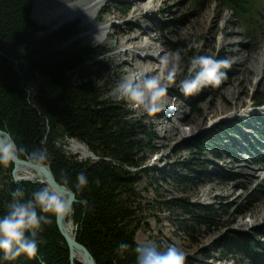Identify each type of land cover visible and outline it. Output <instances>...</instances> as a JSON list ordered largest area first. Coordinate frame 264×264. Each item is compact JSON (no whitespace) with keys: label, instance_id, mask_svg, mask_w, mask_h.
Returning a JSON list of instances; mask_svg holds the SVG:
<instances>
[{"label":"trees","instance_id":"trees-1","mask_svg":"<svg viewBox=\"0 0 264 264\" xmlns=\"http://www.w3.org/2000/svg\"><path fill=\"white\" fill-rule=\"evenodd\" d=\"M193 2L201 10L217 3L230 9L236 19L245 20L248 16L246 0ZM33 5L34 0H0V129L10 134L25 153L35 150L46 153L44 164L50 166L59 184L75 194L71 214L74 237L89 250L97 264H136L137 233L142 229L143 212L137 185L144 175L151 174L143 167L147 163L145 154L149 150L156 152L153 148L156 137L144 121L131 117L125 102L110 100L109 94L121 75L116 74L112 81L105 80L108 70L100 60L107 50L83 43L81 32L74 25L51 32L40 27L33 21ZM188 42L170 43L171 50L184 49ZM200 49L188 52L192 56L204 55ZM75 72L81 74L78 81L73 80ZM205 90L207 87L186 97L179 88L169 95L195 106ZM252 101L258 108L264 107V94L257 92ZM257 123L264 131V117L260 116ZM222 132L223 129H218L208 139L192 142L188 146L190 151L192 154L205 151L221 159L224 150L227 157H232L223 142L229 131ZM66 140L85 144L95 159L80 161L76 156L67 155L63 146ZM18 156L27 160L24 154ZM194 162L188 160L179 165L180 170L165 172V175L186 185L190 181L188 175L197 173L198 168H208L205 163ZM14 169V164L7 168L0 165V217L7 213L17 188L28 199L45 186L39 182L16 181ZM81 173L88 179L82 192L75 188ZM220 175L227 177L225 173ZM252 193L250 198L258 191ZM84 200L86 205L81 203ZM170 204L189 217L192 227L217 226L220 216L215 207L195 206L185 200L165 203ZM37 240L36 258L21 256L16 261H4L0 252V264H40L41 258L45 264H72L69 246L56 218L42 225ZM121 242L130 245L123 256L117 251ZM237 255L246 257L250 264H264V251L253 242L239 249L227 243L220 258L207 255V259L229 261ZM75 264L82 263L75 261Z\"/></svg>","mask_w":264,"mask_h":264},{"label":"rangeland","instance_id":"rangeland-1","mask_svg":"<svg viewBox=\"0 0 264 264\" xmlns=\"http://www.w3.org/2000/svg\"><path fill=\"white\" fill-rule=\"evenodd\" d=\"M150 1L105 0L96 19L86 25L87 15L65 22L45 23L53 10L72 0H34L33 21L49 32L74 25L81 32L83 43L91 46L98 34L92 30L94 26L109 22L103 31V43L94 47L108 52L100 60L108 70L105 80L112 81L113 76L121 75L115 87L124 76L140 72L131 67L134 61H145L148 56L153 60V53L158 51L171 55L175 51L171 50L170 43L183 40L195 38L202 43L201 49L204 46V55L230 61V67L223 69L227 75L221 84L215 88L207 87L201 101L192 106L169 95L170 91L180 88V81L187 76L192 55L184 52V72L177 76L175 85L168 87L164 110L149 117L142 110L133 111L129 107L131 117L144 121L156 137L153 142L156 152L149 150L145 154L147 163L143 167L151 174L144 175L137 185L143 207L142 229L137 233V241L161 249L175 245L185 252V264L188 261L192 264H250L241 255L231 256L229 261L207 259V255L220 258L227 243L239 249V246L246 243L250 246L253 242L264 251V131L257 123L260 116L264 117V107L258 108L252 101L257 92L264 94V71L259 76L257 72L264 63V0H246L248 16L245 20L236 19L230 9L217 3L197 9L193 0H164L155 10L141 13L142 4ZM149 36L155 41L150 42V48L142 50L144 44L149 43ZM129 38L135 40L124 45ZM141 41L146 43L142 45ZM152 64L159 66L158 59ZM73 76V80L78 81L81 74L75 72ZM109 97L118 102L112 92ZM241 112L251 115H240ZM218 129L229 131L223 142L232 157H227L224 150L221 159L200 150L197 151L199 154H192L188 147L192 142L204 141ZM70 142H63L67 155L76 156L80 161L91 158L84 159L74 152ZM191 159L205 163L208 168H198L197 173L188 175L190 181L186 185L165 175V172L180 170L179 165ZM191 182L197 186L192 187ZM254 191L258 193L250 198ZM178 200L195 206L215 207L220 216L217 226L210 229L192 227L189 217L179 208L165 205ZM69 218L72 221L71 216Z\"/></svg>","mask_w":264,"mask_h":264},{"label":"clouds","instance_id":"clouds-1","mask_svg":"<svg viewBox=\"0 0 264 264\" xmlns=\"http://www.w3.org/2000/svg\"><path fill=\"white\" fill-rule=\"evenodd\" d=\"M155 10L145 8V11ZM99 33L94 36V46H100L103 41L98 39ZM183 36V33H181ZM200 43L193 38L184 49H177L171 55L153 53L159 61L156 74L150 71H140L124 76L112 91V96L125 102L133 111L142 110L149 117L155 116L164 110L165 97L168 87L175 85L177 76L184 72L182 66V53L199 49ZM230 67L227 59H216L207 55H194L187 67V76L180 81L181 93L190 97L198 94L206 87L215 88L226 78L223 69ZM240 115H246L241 112ZM19 154L34 165H43L47 159L42 150L25 153L17 145L10 134L0 135V165L9 167L14 163ZM67 177L63 178V182ZM99 181H97L98 183ZM88 179L84 174L77 176L76 190L82 192L87 186ZM12 202L8 211L0 217V252L4 261H16L21 256L28 259L37 257L39 241L37 234L42 230V225L50 224L51 218L68 217L73 208L66 204L63 198L47 186L34 191L31 197L25 199V192L17 188L12 193ZM87 204V201H81ZM136 264H185V252L175 245H168L161 249L155 245L136 242ZM130 245L121 242L117 251L123 256ZM40 264H45L40 259Z\"/></svg>","mask_w":264,"mask_h":264},{"label":"bare ground","instance_id":"bare-ground-1","mask_svg":"<svg viewBox=\"0 0 264 264\" xmlns=\"http://www.w3.org/2000/svg\"><path fill=\"white\" fill-rule=\"evenodd\" d=\"M141 2L143 0H140ZM164 0H151L149 3L147 4H142V9H141V13H145V12H150L152 10H148L145 11V8L151 9L152 7H155V9L157 8V5L160 2H163ZM103 2H105V0H82V1H75L72 0L71 3H68L65 6H62L61 8L55 9L53 10V12H51L48 15V19H46V24H50L52 23L54 20H60L62 22L68 21V20H73L74 18H77L78 16H88L86 17L87 19L85 20V24L88 25L89 23H91L92 21H94L96 14H98V12L100 11V8L103 4ZM134 2V1H133ZM135 3V2H134ZM66 4V3H65ZM136 18V17H135ZM110 23L106 22L104 23L102 26L100 27H95L92 29L95 32L99 33L98 39L103 41L102 35H103V31H106L105 29H107L108 25ZM92 26V25H91ZM138 37V36H137ZM132 40H135L134 38H129L128 40H126V42L124 43L127 44L128 42H131ZM149 43H146L144 41H141L142 45L144 44V48H142V50H147L148 48L151 47V43H153L155 40L154 38H152L151 36H149ZM159 54L162 56L164 55L161 51H158ZM155 56V55H154ZM151 57H145V61H134L131 64V67L136 70V71H141V69L145 66H149L150 68L143 70V71H150L153 74H156L158 72L159 66H156L154 64H152V61H155V59H157V57L155 56V58L153 60H149ZM139 60V59H138ZM149 60V61H147ZM262 71H264V63H262V65L259 67V69L257 70L258 72V76L262 73ZM263 108V107H261ZM246 115L249 114V112H245ZM251 115V114H249ZM241 126V125H240ZM71 142V147L73 149L74 152H78L80 153L84 159H88L90 158L92 160V153L89 151L88 147L83 143H80L76 140H70ZM14 164V163H13ZM15 166V165H14ZM16 171H15V175H17L19 178H28V179H32L35 182H39L46 185V180L44 178L45 175H43V173L38 172L36 170H33L32 168L30 169L29 167L25 166L24 164H17L16 166ZM15 170V169H14ZM50 188V187H49ZM55 193H58L64 200V202H66L67 197L64 196L63 194H60L59 192L54 191ZM71 216V215H70ZM70 216L65 217L64 220V230L65 232L71 237L75 235V230H74V225H72V221L70 220ZM74 260L78 261L82 264H86V261H84L83 255L80 251L75 250L74 252Z\"/></svg>","mask_w":264,"mask_h":264},{"label":"water","instance_id":"water-1","mask_svg":"<svg viewBox=\"0 0 264 264\" xmlns=\"http://www.w3.org/2000/svg\"><path fill=\"white\" fill-rule=\"evenodd\" d=\"M6 132L2 131L0 129V135L5 134ZM8 134V133H7ZM92 159H95L94 155L92 154ZM17 164H24L25 166L29 167L30 169L32 168L33 170H36L38 172L43 173L44 178L46 180V185L47 187H50V189L59 192L60 194H63L64 196L67 197L66 200V204L70 205L71 207L73 206V204L75 203V194L70 190L67 189L66 186H63L61 184H59L56 180V178L54 177V174L52 173V170L50 168L49 165H34L33 163L29 162L28 160H22L19 158V156H17V158L14 161V178L16 181H29V182H35L32 179H28V178H19L17 175H15V171H16V166ZM64 220L65 217H61V218H56V222H57V226L58 229L60 231V233L62 234V237L65 238L69 248L70 249V261L72 262V264H75L74 261V252L75 250H78L82 253L84 261H86V264H97L96 261L94 260V257L92 256V254L89 252V250L87 248H85L83 245H81L77 240L76 237L74 236H69L65 230H64Z\"/></svg>","mask_w":264,"mask_h":264}]
</instances>
